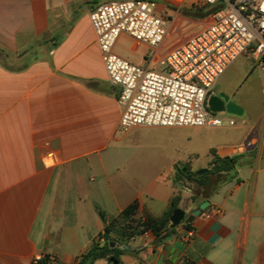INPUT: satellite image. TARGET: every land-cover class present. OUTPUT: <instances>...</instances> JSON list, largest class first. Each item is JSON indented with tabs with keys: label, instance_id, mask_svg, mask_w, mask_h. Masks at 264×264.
I'll use <instances>...</instances> for the list:
<instances>
[{
	"label": "crops",
	"instance_id": "1",
	"mask_svg": "<svg viewBox=\"0 0 264 264\" xmlns=\"http://www.w3.org/2000/svg\"><path fill=\"white\" fill-rule=\"evenodd\" d=\"M109 1L0 0V264H33L38 254L79 264L106 216L138 200L141 214L161 217L178 194L187 216L210 202L192 223L193 239L183 223L158 244L146 232L121 246L122 264H264V129L257 144L250 135L210 147L199 168L241 156L239 182L222 183L209 199L174 183L177 163L199 171V154L187 155L185 141H162L180 128L120 127V87L109 80L90 19ZM154 1L169 19L164 42L151 47L123 33L114 52L156 70L211 19L200 0ZM249 59L238 58L212 93L244 107ZM214 207L220 212L207 218Z\"/></svg>",
	"mask_w": 264,
	"mask_h": 264
},
{
	"label": "built area",
	"instance_id": "2",
	"mask_svg": "<svg viewBox=\"0 0 264 264\" xmlns=\"http://www.w3.org/2000/svg\"><path fill=\"white\" fill-rule=\"evenodd\" d=\"M216 9L211 22L160 61L164 70L133 64L114 52L123 34L158 47L167 35L169 19L157 14L154 0H112L90 15L112 85L120 87V127H221L224 121L208 108L219 79L241 56L248 55L264 70V0H200ZM231 125L235 123L230 121ZM187 193L192 189L185 187ZM220 209L205 213L210 218ZM195 236L188 229L185 239ZM57 264L52 254H38L33 264Z\"/></svg>",
	"mask_w": 264,
	"mask_h": 264
},
{
	"label": "trees",
	"instance_id": "3",
	"mask_svg": "<svg viewBox=\"0 0 264 264\" xmlns=\"http://www.w3.org/2000/svg\"><path fill=\"white\" fill-rule=\"evenodd\" d=\"M215 10L210 8L206 14H210ZM211 152L214 153L215 149H212ZM240 158L241 156L216 157L210 165L209 171L204 174L193 171L189 162L177 163L173 181L177 184L195 183L198 187L196 194H202L205 199H209L219 190L222 183L234 180L240 181L237 179V166ZM215 166H218L217 171H213ZM180 201L181 195L178 194L173 198L169 209L161 217H156L148 211L141 214L138 200L131 203L118 216H106L104 232L90 250L81 257L79 264H96V262L105 259L114 264H122L120 260L121 246L146 232H152L156 237V243H161L173 230L169 227L166 228V225L170 222L173 212L180 208ZM185 227L191 229L193 224H187ZM103 242L104 245H102ZM42 263L46 264V261Z\"/></svg>",
	"mask_w": 264,
	"mask_h": 264
},
{
	"label": "rangeland",
	"instance_id": "4",
	"mask_svg": "<svg viewBox=\"0 0 264 264\" xmlns=\"http://www.w3.org/2000/svg\"><path fill=\"white\" fill-rule=\"evenodd\" d=\"M162 3V2H161ZM248 79L244 83L243 98L240 102L244 107L242 116H234L228 113H217L224 121L221 127H185L176 129L168 136H160L162 141L168 144V138L176 142L186 143V154L198 153L199 158L193 162L194 170H199L200 166L208 157V150L212 146H221L228 142L241 143L246 137H253V144L258 143L263 135L264 129V70L252 59L246 61ZM156 70H164L157 68ZM230 121L235 124L231 125ZM242 124L245 125L242 128ZM245 174H242V178ZM236 182L234 183V185ZM185 187L192 189V195L197 192L195 183L187 182Z\"/></svg>",
	"mask_w": 264,
	"mask_h": 264
},
{
	"label": "water",
	"instance_id": "5",
	"mask_svg": "<svg viewBox=\"0 0 264 264\" xmlns=\"http://www.w3.org/2000/svg\"><path fill=\"white\" fill-rule=\"evenodd\" d=\"M208 108L210 111L214 113H228L234 116H242L244 114V109L231 100L230 96L225 93H213L210 95L208 99ZM218 166L213 168V171H217ZM209 169H201L199 170V174H204L208 172ZM210 205L209 200L204 201L199 208L193 210L190 215H186L185 211L182 209H177L173 212L170 222L166 225V228L171 227L175 228L180 224H192L195 219L202 215L203 211H205ZM103 243L102 245H104ZM123 249V247H121Z\"/></svg>",
	"mask_w": 264,
	"mask_h": 264
},
{
	"label": "flooded vegetation",
	"instance_id": "6",
	"mask_svg": "<svg viewBox=\"0 0 264 264\" xmlns=\"http://www.w3.org/2000/svg\"><path fill=\"white\" fill-rule=\"evenodd\" d=\"M211 94H213V93H211Z\"/></svg>",
	"mask_w": 264,
	"mask_h": 264
}]
</instances>
